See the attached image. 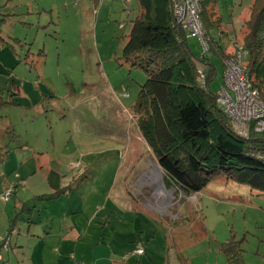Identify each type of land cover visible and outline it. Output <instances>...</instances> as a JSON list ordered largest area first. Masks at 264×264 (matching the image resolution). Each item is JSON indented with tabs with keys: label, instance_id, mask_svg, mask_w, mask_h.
Instances as JSON below:
<instances>
[{
	"label": "rangeland",
	"instance_id": "rangeland-1",
	"mask_svg": "<svg viewBox=\"0 0 264 264\" xmlns=\"http://www.w3.org/2000/svg\"><path fill=\"white\" fill-rule=\"evenodd\" d=\"M226 1L229 8L235 2L234 35H228L240 42L239 15L251 0ZM140 9L138 0H0L6 19L0 71L9 84L0 103L1 235L19 211L9 236L13 249L1 250V264H39L32 257L36 244L21 251L14 247L18 227L22 236L29 225L16 202L57 207L61 200L37 198L53 192L54 183L58 191L63 187L73 194L86 188L85 195L108 197L113 190L109 199L119 217L136 211L143 220V242L153 241L155 256L146 253L155 263L181 264L182 256L189 264H227L220 246L234 240L243 264H264V193L218 175L185 195L167 181L137 127L132 107L147 74L131 66L124 48ZM222 38L230 55L224 63L236 49L229 37ZM188 40L201 54L200 41ZM214 62L210 87L218 92L224 66ZM196 64L200 76L206 66ZM6 186L17 189L9 201L2 196ZM36 231L44 237L45 230L33 224L31 232ZM137 234L141 243L142 232Z\"/></svg>",
	"mask_w": 264,
	"mask_h": 264
},
{
	"label": "trees",
	"instance_id": "trees-1",
	"mask_svg": "<svg viewBox=\"0 0 264 264\" xmlns=\"http://www.w3.org/2000/svg\"><path fill=\"white\" fill-rule=\"evenodd\" d=\"M138 3L140 13L133 20L124 52L131 66L144 69L147 78L132 111L167 181L185 195H192L222 175L264 193V132L256 131L250 124L247 134H238L217 102L218 92L210 87L215 74L210 59L215 57L223 62L224 57L230 56L210 33L214 24L206 22L213 0H200V20L209 43V55L193 51L189 35L174 17L172 0H138ZM5 20L0 13V29ZM241 28H244L240 39L245 51L241 58L244 74L264 101V0H252ZM197 62L210 65L213 73L206 75L203 70L204 76H199ZM8 86L0 71V103L5 102ZM12 188L10 198L14 195L15 187ZM62 191L37 198L52 197ZM18 213L12 218L7 234L0 236V250L8 245ZM220 249L227 264H243L237 241L222 243ZM179 258L181 264H189L182 256Z\"/></svg>",
	"mask_w": 264,
	"mask_h": 264
},
{
	"label": "crops",
	"instance_id": "crops-1",
	"mask_svg": "<svg viewBox=\"0 0 264 264\" xmlns=\"http://www.w3.org/2000/svg\"><path fill=\"white\" fill-rule=\"evenodd\" d=\"M227 3L226 0H213L209 11L210 19L206 21L208 24H214L210 33L225 51L227 50L223 43L226 39L222 36L229 37L228 33L233 31L231 18L235 2H232L231 8L226 6ZM251 3L252 0L249 6ZM222 5L223 10L221 9ZM249 6L243 14L239 15L242 21L241 26L244 20L248 18ZM214 59L217 58L212 57L210 61L215 68ZM217 60L223 68V63L219 59ZM205 66L206 72L213 73V68L210 65ZM54 184L49 187V190L58 191V184ZM111 185L109 183L107 191ZM80 190L81 194L78 192L73 194L72 190L69 192L66 190L49 197L51 201H62L57 207H50L48 204L43 206L42 202L38 203L37 201L27 205L26 200L18 199L16 204L17 206L20 205L18 208L21 211H24L29 225L22 236H19L21 227H18V237L14 238V247L21 251L26 248L30 249L32 245L36 244L38 248H35L36 251L34 249L32 257H35L39 264H158V261L155 263L150 257L148 258L147 253L150 254L151 252V255H154L153 241L151 243L143 242L146 236L145 225L141 218V223L139 222L136 211L119 217L114 200L109 199L113 190L108 193V197L97 195L93 191L90 195H85L83 192L88 190L86 188ZM80 190L78 189V191ZM16 191L17 189L14 190V195ZM44 193L48 195L52 191L51 193ZM18 217L14 226H16ZM12 218L9 219V226ZM33 224L36 228L45 230L43 238L37 236L40 231L31 232ZM140 232H142L141 243L137 236V233ZM0 236L3 237L1 234ZM133 236L135 239H132ZM154 239L155 236L152 240ZM12 242L9 240L5 248L13 249L11 247ZM139 247L144 250L142 254L136 251ZM1 250L0 262L3 261ZM18 254L14 255V258Z\"/></svg>",
	"mask_w": 264,
	"mask_h": 264
},
{
	"label": "built area",
	"instance_id": "built-area-1",
	"mask_svg": "<svg viewBox=\"0 0 264 264\" xmlns=\"http://www.w3.org/2000/svg\"><path fill=\"white\" fill-rule=\"evenodd\" d=\"M174 17L187 32L202 44V55L209 53V43L201 29L200 0H172ZM235 45L233 57L223 63V83L218 91L217 102L229 116L234 130L241 135L247 134L250 124L258 132H264V101L258 92L250 86L244 74L242 64L243 51L236 37L230 35ZM204 76V73H201ZM13 193L12 187L4 189L3 200L7 201ZM139 254L144 252L142 247L136 249Z\"/></svg>",
	"mask_w": 264,
	"mask_h": 264
}]
</instances>
